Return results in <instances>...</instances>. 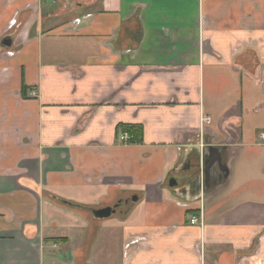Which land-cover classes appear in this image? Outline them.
Instances as JSON below:
<instances>
[{
    "label": "crops",
    "instance_id": "crops-1",
    "mask_svg": "<svg viewBox=\"0 0 264 264\" xmlns=\"http://www.w3.org/2000/svg\"><path fill=\"white\" fill-rule=\"evenodd\" d=\"M0 264H264V0H0Z\"/></svg>",
    "mask_w": 264,
    "mask_h": 264
},
{
    "label": "trees",
    "instance_id": "trees-1",
    "mask_svg": "<svg viewBox=\"0 0 264 264\" xmlns=\"http://www.w3.org/2000/svg\"><path fill=\"white\" fill-rule=\"evenodd\" d=\"M121 128L123 131H126L131 135L129 140L130 143L142 142L143 130L141 124H122Z\"/></svg>",
    "mask_w": 264,
    "mask_h": 264
},
{
    "label": "built area",
    "instance_id": "built-area-1",
    "mask_svg": "<svg viewBox=\"0 0 264 264\" xmlns=\"http://www.w3.org/2000/svg\"><path fill=\"white\" fill-rule=\"evenodd\" d=\"M32 94L33 95H36L37 94V92L36 91H33L32 92ZM207 118L208 117H205V120H207ZM130 138H131V135L128 133V132H126V131H124V132H122L121 134H120V139L122 140V141H126V142H129V140H130ZM201 222V219H200V217H198V216H193L192 218H191V223H193V224H197V223H200Z\"/></svg>",
    "mask_w": 264,
    "mask_h": 264
},
{
    "label": "water",
    "instance_id": "water-1",
    "mask_svg": "<svg viewBox=\"0 0 264 264\" xmlns=\"http://www.w3.org/2000/svg\"><path fill=\"white\" fill-rule=\"evenodd\" d=\"M3 43H4V45L10 46L12 44V39L10 37H7L3 40ZM206 151H207V149H206ZM206 163H207V161H206ZM111 212H112V208L108 207V208H104V209H101L100 211H98V214H100L101 217H105V216L110 215Z\"/></svg>",
    "mask_w": 264,
    "mask_h": 264
}]
</instances>
